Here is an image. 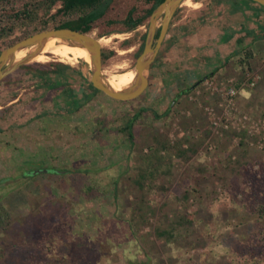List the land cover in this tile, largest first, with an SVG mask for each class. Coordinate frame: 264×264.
I'll return each instance as SVG.
<instances>
[{
  "label": "rangeland",
  "instance_id": "rangeland-1",
  "mask_svg": "<svg viewBox=\"0 0 264 264\" xmlns=\"http://www.w3.org/2000/svg\"><path fill=\"white\" fill-rule=\"evenodd\" d=\"M189 1L177 8L135 99L91 96L84 59L49 53L26 65L62 62L81 75L50 88L23 65L0 81V204L11 216L0 228V264H75L78 255L89 264L264 259V221L254 214L264 204V31L235 22L241 44L220 45L216 35L203 45L200 27L220 36L226 23L216 20L227 10L217 0ZM133 5L138 13L149 7L113 0L90 32L101 37L103 72L134 69L148 19L132 30L105 25ZM242 46L252 50L247 59ZM230 80L238 93L229 106L220 89ZM130 122L132 139L123 128Z\"/></svg>",
  "mask_w": 264,
  "mask_h": 264
},
{
  "label": "trees",
  "instance_id": "trees-1",
  "mask_svg": "<svg viewBox=\"0 0 264 264\" xmlns=\"http://www.w3.org/2000/svg\"><path fill=\"white\" fill-rule=\"evenodd\" d=\"M112 1L113 0H0V50L32 33L47 28L67 27L79 30L83 33H90L96 24H98L107 14ZM141 1L149 5L144 13H138L137 7L133 5L126 10L122 18H107L105 25L109 28L118 22L122 25L124 30H132L138 25L144 23L148 19L153 8L163 0ZM240 1L241 0L230 1L231 7L239 12H241L239 5ZM250 1L252 0H249V2ZM55 6H57V8L54 12H51ZM254 6L264 15V7L258 5L257 3H255ZM263 22L264 19L262 20V23L257 24L256 27L264 31ZM103 32L104 34L108 33V29L100 30L99 36H102ZM255 32L256 30L254 29L247 30L246 34H251L253 38H255ZM227 37L228 36H226V38ZM128 43V40L123 42V44ZM237 43H242L241 37L237 38ZM141 50L142 47L138 49L136 54L138 55ZM241 50L245 54L244 59H247L252 55L250 46H242ZM105 57L106 54L103 53L102 62ZM24 67H29L32 75L44 79V82L47 83L46 85L50 88L57 86V84L66 85L67 82H65V80L68 79V74L73 78L81 75L77 69L72 68L62 62L56 61L47 62L44 69L32 68L29 65H25ZM214 71L215 70H213L211 73H214ZM208 75L210 76L211 74ZM84 85L91 89V96L94 93H102L101 91L94 88L86 80H84ZM190 89H187L185 92H189ZM70 104L73 108H78L82 102L80 99L72 97ZM168 109L169 108H167L163 114L168 113ZM140 111L142 112L144 109H141ZM155 116L159 117L160 115L155 114ZM134 117L136 118V116ZM123 128L124 130H128V137L132 139V123H128L126 127L124 126ZM87 190L89 191V187ZM254 214H256L259 218H262L264 221V204H258L255 207ZM10 218L11 216L9 212L2 204H0V228L4 224L9 223ZM79 251V253L83 252V255H85V249L81 248ZM77 257H79V260L77 259L75 264H89V262L85 263L84 260L80 259L81 257L79 255ZM72 261H74L73 258ZM245 264H264V259L254 258Z\"/></svg>",
  "mask_w": 264,
  "mask_h": 264
},
{
  "label": "water",
  "instance_id": "water-1",
  "mask_svg": "<svg viewBox=\"0 0 264 264\" xmlns=\"http://www.w3.org/2000/svg\"><path fill=\"white\" fill-rule=\"evenodd\" d=\"M184 0H163L151 11L148 19V27L145 34L144 44L141 52L134 63V81L120 89H115L107 82L102 68L101 49L99 43L101 37H94L90 33H83L71 28H47L32 33L9 46L0 50V81L11 74L19 67L30 63L38 55L45 44L55 39L58 42L67 43L84 48L89 55L90 61L86 63L87 81L97 90L105 95L120 101L132 100L139 97L147 88L149 83V70L154 61L162 41L167 34L170 22L180 4ZM264 7V0H252ZM160 27L159 34L154 40L157 28ZM24 54L16 58L18 52ZM206 78V77H204ZM203 78V79H204ZM198 82L195 84L197 85ZM194 86H191L192 89ZM56 171H59L55 169ZM54 171V169H36L31 173H41ZM59 172H65L60 170Z\"/></svg>",
  "mask_w": 264,
  "mask_h": 264
},
{
  "label": "crops",
  "instance_id": "crops-1",
  "mask_svg": "<svg viewBox=\"0 0 264 264\" xmlns=\"http://www.w3.org/2000/svg\"><path fill=\"white\" fill-rule=\"evenodd\" d=\"M217 1H219L221 4V7L223 6L224 9L227 11L225 12V14L219 16V18H217L216 21H218V19H220L219 20L220 23L225 22L226 26L222 27V30H221L222 32L221 31L219 32V33H221L219 36V34L217 32V31H219L218 28L210 27L209 25H202L200 28L203 29V32H204L203 45H207L208 42L211 41L212 38L217 39L216 35H218L220 45L226 44L228 41L232 40L233 38H236V36L238 37L239 33H237V31H235L236 30L234 27L235 24H233L235 22H237V23L239 22L241 25H244V27H245V24L246 25L248 24L247 29H251L252 25L255 24L257 26V24H261L262 20L264 19L263 13L260 10H258L254 6L253 3H251L247 0H241L239 2L241 12L236 11L231 7V4H230L231 0L230 1H228V0H217ZM218 7L220 8V6H218ZM244 29L245 28H243V31H244ZM247 29H246V31H247ZM246 31H245V33H246ZM195 36H196V34H195ZM226 36H228V37L226 38ZM190 39L188 38V40H190ZM184 40L186 41V38H184L183 41ZM236 41H237V38H236ZM203 64H205L204 66H208L209 63L204 61ZM240 88H242V87H240ZM76 219H77L76 221L79 222V220H78L79 217H77Z\"/></svg>",
  "mask_w": 264,
  "mask_h": 264
},
{
  "label": "bare ground",
  "instance_id": "bare-ground-1",
  "mask_svg": "<svg viewBox=\"0 0 264 264\" xmlns=\"http://www.w3.org/2000/svg\"><path fill=\"white\" fill-rule=\"evenodd\" d=\"M187 4H190L189 0H185ZM46 53L52 54L58 58V60L66 61L69 63L75 62L77 59L81 58L89 62L90 58L84 48L80 46H75L67 43L58 42L55 39L48 41L41 52L34 57L37 60H43L46 57ZM24 51L18 52L16 58L21 57ZM105 78L107 82L115 89H120L124 86L131 84L134 81L135 73L134 70L128 73L112 75L115 71L105 70ZM120 72V71H119Z\"/></svg>",
  "mask_w": 264,
  "mask_h": 264
},
{
  "label": "built area",
  "instance_id": "built-area-1",
  "mask_svg": "<svg viewBox=\"0 0 264 264\" xmlns=\"http://www.w3.org/2000/svg\"><path fill=\"white\" fill-rule=\"evenodd\" d=\"M247 81L251 86L254 85L255 83V79L252 76L247 78ZM235 85H236V82H232V80H230V82L226 84V86L220 89V91L222 92V95L225 98L227 105L229 106L233 105V101L236 98L237 93H238V89L236 88Z\"/></svg>",
  "mask_w": 264,
  "mask_h": 264
},
{
  "label": "flooded vegetation",
  "instance_id": "flooded-vegetation-1",
  "mask_svg": "<svg viewBox=\"0 0 264 264\" xmlns=\"http://www.w3.org/2000/svg\"><path fill=\"white\" fill-rule=\"evenodd\" d=\"M148 19H149V18H148ZM168 29H169V28H168ZM159 31H160V27H158L157 30H156V33H155V35H154V40L157 38V36H158V34H159ZM167 33H168V31H167ZM166 35H167V34H166ZM166 35H165V37H164V39H163V41H162V44H161V46H160V48H159V50H158V52H157V55H156L154 61L152 62L150 68L153 67L154 63L156 62V60L158 59L159 55H160L161 52H162V48H163L164 42L166 41ZM143 44H144V43H143ZM142 48H143V46H142ZM102 54H103V51H102V49H101V57H102ZM137 56H138V55H137ZM185 91H187V88H186V89H180V90L176 93V98H173L172 101H171L172 106L176 103V100H177L180 96H183V95H184Z\"/></svg>",
  "mask_w": 264,
  "mask_h": 264
}]
</instances>
